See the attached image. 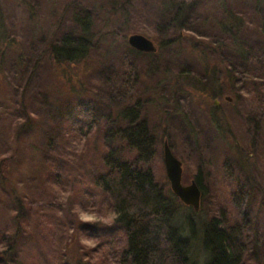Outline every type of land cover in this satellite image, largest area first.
I'll use <instances>...</instances> for the list:
<instances>
[{
	"label": "rangeland",
	"instance_id": "rangeland-1",
	"mask_svg": "<svg viewBox=\"0 0 264 264\" xmlns=\"http://www.w3.org/2000/svg\"><path fill=\"white\" fill-rule=\"evenodd\" d=\"M181 3L191 11L179 32L171 20ZM80 8L92 12L91 50L79 63L58 65L47 47L75 31L72 17ZM228 13L243 23L238 45L221 29ZM261 20L264 13H256L251 0H0V264H118L123 232L114 225L81 224L74 209L99 215L110 209L93 185L103 170L102 135L108 118L114 122L135 104L157 139L150 166L172 200L174 224L189 239L191 259L208 263L202 236L224 215L240 228L242 263L264 264ZM131 35L146 37L155 53L135 52L127 43ZM124 55L138 71L129 91L121 90ZM228 71L234 72L231 81ZM211 78L234 90L201 94L198 83ZM87 105L96 109V122L80 132L76 115L84 116ZM213 115L227 123L223 138L211 126ZM192 132H198L194 144ZM165 139L182 163L183 186L195 175L202 181L197 211L170 190ZM121 153L129 162L136 158L126 149ZM16 199L24 206L21 213Z\"/></svg>",
	"mask_w": 264,
	"mask_h": 264
},
{
	"label": "trees",
	"instance_id": "trees-1",
	"mask_svg": "<svg viewBox=\"0 0 264 264\" xmlns=\"http://www.w3.org/2000/svg\"><path fill=\"white\" fill-rule=\"evenodd\" d=\"M251 1L256 13H264V0ZM79 10V13H74L72 17L75 31L64 33L47 47L52 60L58 65L79 63L88 57L91 50L89 29L92 12L85 8ZM190 11L191 6L179 4L177 15L171 20L179 32L182 31L186 17L190 16ZM242 24L239 15L228 13L221 29L238 45L237 38L243 28ZM259 27L260 34L264 37V20L260 21ZM240 66L243 69V65ZM122 68L121 90L129 91L138 79L137 67L124 55ZM238 70L240 73V68ZM245 71L242 70L240 75H247ZM233 74V71L227 72L230 81ZM198 84L202 87L199 90L201 94H211L214 97L234 90L232 86L226 87V83L221 79L211 78L209 82ZM137 108L138 104L126 108L114 122L110 118L107 119V128L102 135L106 151L98 152L103 170L97 171L93 178L94 187L104 196L110 209L120 214L113 225L123 232L125 243L117 252V263L196 264L190 257L189 239L183 237L175 227L176 216L172 200L159 187L150 166L155 155L157 139L145 119L141 120L142 111ZM95 112L94 107L87 105L84 107V116L76 115V120H82L83 125L78 131L88 132L92 129L96 122ZM74 117L75 115H72L70 121L74 120ZM123 149H126L127 153H134L136 158L132 162L124 159L121 153ZM227 171L232 169L228 167ZM228 179L230 181L231 178ZM239 189L241 190L240 186ZM16 204L21 213L24 208L21 200L16 199ZM202 244L209 256L207 264H243L240 228L230 226L224 215L209 223L202 236ZM74 264L90 263L84 259H75Z\"/></svg>",
	"mask_w": 264,
	"mask_h": 264
},
{
	"label": "water",
	"instance_id": "water-1",
	"mask_svg": "<svg viewBox=\"0 0 264 264\" xmlns=\"http://www.w3.org/2000/svg\"><path fill=\"white\" fill-rule=\"evenodd\" d=\"M127 43L131 49L139 53L154 54L156 51L154 44L142 35L129 36ZM163 161L172 194L183 205L192 207L197 211L201 193L194 183L189 186L182 185V164L173 156L166 142L163 148Z\"/></svg>",
	"mask_w": 264,
	"mask_h": 264
},
{
	"label": "clouds",
	"instance_id": "clouds-1",
	"mask_svg": "<svg viewBox=\"0 0 264 264\" xmlns=\"http://www.w3.org/2000/svg\"><path fill=\"white\" fill-rule=\"evenodd\" d=\"M63 196L67 194L62 193ZM104 215H99L95 211L89 209L88 211L83 210L79 205H77L74 209L75 214L78 217V220L81 224H91V225H104V226H112L116 220L119 218V213L114 209H107ZM82 244L86 247H94L93 240H83Z\"/></svg>",
	"mask_w": 264,
	"mask_h": 264
},
{
	"label": "flooded vegetation",
	"instance_id": "flooded-vegetation-1",
	"mask_svg": "<svg viewBox=\"0 0 264 264\" xmlns=\"http://www.w3.org/2000/svg\"><path fill=\"white\" fill-rule=\"evenodd\" d=\"M176 92H177V88H176ZM175 96H177V93L175 94ZM226 100H227V99H226ZM176 106H177V97H176ZM174 114L177 116V110H175ZM210 120L212 121L211 126H212L213 129L218 133V135L220 136V138L225 137L224 135H225L226 133H228V131L226 130V127H225V126L227 125V123H226V124H223V123H222V121H224V117H223V116H222V117H218L217 115H213V116H211ZM219 121H221V124H222V125H219V124H218ZM224 128H225V129H224ZM176 133H177V130H176ZM191 135H193V136H191V137H192L193 144H194L195 141L197 140V139L195 138V136L198 135V132H195V134L192 132ZM186 138H188V135L186 136ZM192 140H190V142H191ZM165 142H167V144H168V141L165 139V140L163 141V145L165 144ZM168 146H169V145H168ZM169 148H170V147H169ZM181 164H182V163H181ZM182 173H183V166H182ZM181 183H182V179H181ZM192 183H194V184L197 186V188L199 189L200 193L202 194V191H203V185H202V181H201V179L198 177V175H195V177L190 181L189 185L192 184ZM182 185H183V183H182ZM189 185H185V186H189Z\"/></svg>",
	"mask_w": 264,
	"mask_h": 264
}]
</instances>
